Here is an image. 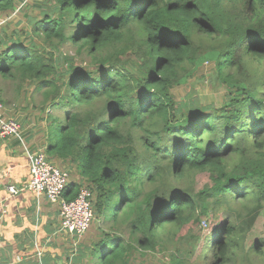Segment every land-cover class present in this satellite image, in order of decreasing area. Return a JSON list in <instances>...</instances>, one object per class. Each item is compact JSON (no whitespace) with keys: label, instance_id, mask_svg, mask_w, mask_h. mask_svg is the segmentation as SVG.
I'll return each mask as SVG.
<instances>
[{"label":"trees","instance_id":"1","mask_svg":"<svg viewBox=\"0 0 264 264\" xmlns=\"http://www.w3.org/2000/svg\"><path fill=\"white\" fill-rule=\"evenodd\" d=\"M23 1L0 0V78L37 87L44 153L79 177L63 197L91 191L99 223L94 241L72 236L74 263L264 255V238L243 245L264 209V0H40L22 35L11 18ZM208 58L227 100L177 103L170 89ZM200 173L211 184L195 190ZM202 215L210 238L195 231ZM200 240L197 256L180 255Z\"/></svg>","mask_w":264,"mask_h":264},{"label":"crops","instance_id":"2","mask_svg":"<svg viewBox=\"0 0 264 264\" xmlns=\"http://www.w3.org/2000/svg\"><path fill=\"white\" fill-rule=\"evenodd\" d=\"M6 82L0 81L3 105L11 97L17 102L20 93H26L38 105V116L34 112L36 104L31 106V116L28 114L31 108L28 109L26 105H8V108L14 110L10 118H15L21 124L23 140L30 142L34 132L37 133L34 117L40 121L45 120L41 114L42 105L38 101L39 91L35 85H24L16 90ZM28 148L36 149L32 142ZM27 163L25 148L19 141L13 137L0 140V264H69L71 261L74 264L73 253L78 239L73 242L72 236L59 230L57 207L41 210L40 194H35L26 186L29 179ZM9 185L16 186L18 192L9 193Z\"/></svg>","mask_w":264,"mask_h":264},{"label":"rangeland","instance_id":"3","mask_svg":"<svg viewBox=\"0 0 264 264\" xmlns=\"http://www.w3.org/2000/svg\"><path fill=\"white\" fill-rule=\"evenodd\" d=\"M41 2L40 0H24L23 1V5L21 7V10L17 13V15L13 18H11L13 20V22L19 20V24L16 25L17 29H19L22 33V35L27 34L25 29L26 27V20L28 18H32L34 16H36L38 14V9H36L35 7L30 8V5L33 4L32 2ZM8 33V32H7ZM21 36V35H20ZM62 51L64 52L65 49H62ZM69 54H73L74 51L69 50L68 51ZM75 65H80V61L78 59H76L74 61ZM0 81L2 82V78H0ZM9 85H11L10 82H6ZM174 95V98L176 100L177 103L180 104L186 101H193L199 103L200 105H212L214 108L219 107L220 104L223 101H226L229 95V92L227 91V84L223 83L222 80L220 79V76L218 75L216 68H215V63L208 58L207 60H204L201 64H199V66H197L195 69L190 71V74H186V77L183 81H181V83L178 86L173 87L172 89H170ZM4 95H6L4 93ZM10 101L6 104L2 106L0 115L3 119H7L10 117H13L14 114V110L13 108H8V105H13L16 104L18 105V107H21L23 105H26L29 108H31L32 104H36L30 97H28V95L26 93H20L19 94V98L17 100V102H15L14 97L9 98ZM40 99V96H39ZM39 101V100H38ZM37 105V104H36ZM38 105L37 107L34 109V112L36 114V116H38L37 114L39 113L40 110H38ZM32 108L31 111L28 113L30 114V116L32 115ZM42 117L45 119L46 118V114L41 113ZM34 121L36 122V126L35 129L37 131V133H35L32 135L31 138H33V140L30 142L25 139V143L28 147H30L31 142L32 145L34 144L35 148L38 149H44V145L46 143H48L47 140V127H46V123L45 120L40 121L37 119V117H34ZM24 129V128H23ZM23 133V130L21 128V135ZM23 136V135H22ZM30 138V139H31ZM25 145V146H26ZM26 146V147H27ZM27 147V148H28ZM30 149V148H28ZM61 160H57L54 161L59 167H61L62 169H66L65 167L68 168V170H66L67 172H69V179H78L79 177L77 176V173L74 172L75 169L73 167V165H70L68 162L67 163H63V165L59 164ZM61 165V166H60ZM205 184H211V181L208 177V174L206 173H200L197 174L195 176V180H194V189L198 190L201 189ZM39 205L41 210H53L57 207L56 204H51L44 196V194H40L39 195ZM223 210L222 209H218L217 214H222ZM210 214V213H209ZM108 214H104V217L106 219V216ZM203 217L201 218V221L199 223V225L195 228V231L198 234H201L202 237L203 236H208V238H210V236L212 235L211 233L214 232V230L217 228V225L215 224H211V218L207 215H202ZM98 217H96L88 231L86 232L85 236H84V240H88V241H94V238H91V234L94 233V231L97 228L98 225V221H97ZM202 219L205 220V224H202ZM221 219V218H220ZM110 222H112L111 218H109L107 216V220H106V224H109ZM96 224V227H95ZM216 227V228H215ZM185 227L183 229V231H186ZM181 231V234L182 232ZM64 233V232H63ZM90 233V234H89ZM210 234V235H209ZM63 235V234H62ZM62 235L60 237H62ZM65 238V235H63ZM89 237V238H87ZM260 238H264V209L260 212V214L258 215L253 227L250 229V231L247 233V236L245 238V241L243 243V245L245 246V248H248L249 245L252 242H255L257 240H259ZM202 240H205L204 238ZM200 240L197 244L196 249L194 247H192L191 244H187L185 242L180 243L179 245V250H180V255L182 257L185 256H189L192 255L194 252L193 257L197 256V254H199V250L200 247L203 244V241ZM208 240V239H207ZM204 241L203 246L208 245V242ZM75 248V247H74ZM72 251L73 248H72ZM75 252V251H74ZM73 258L75 257V253L73 254ZM168 253L166 251L163 252H151L150 256L148 257V264H169V262L166 260ZM135 258H137L135 256ZM69 264H73V261L69 262ZM75 264V263H74ZM83 264V262L81 263ZM227 264H264V255L259 256L253 253H249L247 257L245 258H241L239 257L238 259H236V261H230Z\"/></svg>","mask_w":264,"mask_h":264},{"label":"built area","instance_id":"4","mask_svg":"<svg viewBox=\"0 0 264 264\" xmlns=\"http://www.w3.org/2000/svg\"><path fill=\"white\" fill-rule=\"evenodd\" d=\"M3 20L0 19V25ZM3 103L0 101V112ZM13 137L25 148L28 160L29 179L27 188L35 194H44L47 200L56 204L59 215V230L76 239L82 237L90 227L94 212L91 202V191L88 187H82L75 197L67 200L63 197V191L68 183L69 174L59 167L44 153V149H28L21 135V124L15 118L3 119L0 115V140ZM1 177V175H0ZM11 194H16L18 188L14 185L7 186ZM202 219V224H205Z\"/></svg>","mask_w":264,"mask_h":264}]
</instances>
